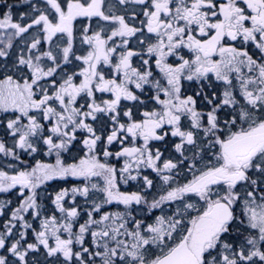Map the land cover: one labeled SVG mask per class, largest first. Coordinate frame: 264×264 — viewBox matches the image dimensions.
<instances>
[{"label":"snow or ice","instance_id":"obj_1","mask_svg":"<svg viewBox=\"0 0 264 264\" xmlns=\"http://www.w3.org/2000/svg\"><path fill=\"white\" fill-rule=\"evenodd\" d=\"M29 7L18 20L12 6L0 15V113L7 114L0 129L11 139H0V154L14 161L0 166V193H19L0 225V264H264V0H36ZM80 18L89 22L80 29L83 55L74 51ZM93 18L98 30L89 34ZM185 81L196 83L193 94L182 92ZM98 92L112 98L98 103ZM122 100L143 107L142 118L127 108L121 122ZM77 143L83 155L66 164L63 154ZM113 144L120 150L110 151ZM44 149L55 163L21 158ZM109 158H123L122 167ZM144 169L162 183L151 200ZM67 177L84 183L41 194ZM118 180H141L145 191L121 192ZM114 202L123 211L102 213ZM11 203L0 201V216ZM140 205L146 218L133 215Z\"/></svg>","mask_w":264,"mask_h":264},{"label":"rangeland","instance_id":"obj_2","mask_svg":"<svg viewBox=\"0 0 264 264\" xmlns=\"http://www.w3.org/2000/svg\"><path fill=\"white\" fill-rule=\"evenodd\" d=\"M36 0H17L16 2H14V7H15V15H14V19H19V15L21 13H29L31 11L30 7H29V3H35ZM107 2H114V0H107ZM42 6V4H41ZM13 11V9H12ZM88 20L87 18H80L78 19L76 22H75V27H76V31L74 32V36H75V39H74V51L76 52L77 55H83L86 53V51L88 50V45L85 44V43H82V36H83V33L80 31V29H82L83 27H86L88 26ZM96 23H97V19L96 18H93V21L91 22V29H90V32L89 34L91 33V30H98L96 29ZM102 26H103V22H101ZM33 31V30H30V32ZM29 39L31 38L30 36L28 37ZM42 46L46 49L48 47V45L46 43H43L42 41ZM130 46L131 47H134L137 51H140V46L137 44L136 40L133 39L132 41H130ZM144 58H147V57H144ZM140 57H134L133 58V61L135 60H139ZM74 64H80L79 61H74L73 62ZM67 70L69 72H71L73 69L71 66H68L67 67ZM76 71H79V68H76L75 69ZM102 70L104 71L105 75L106 76H110V66L108 65H104L102 66ZM153 73L154 75L156 76L157 79H161V82L163 83V80H162V74H160L159 76L156 75V72L153 70ZM111 94H108V93H96V100L97 102L99 103L101 100H105V99H111ZM83 99L80 100V103H83ZM7 116V114H2L0 113V120L2 119H5V117ZM7 118H11L10 116H8ZM3 136L5 137V133L3 132L2 129H0V139H3ZM6 143H8L9 145L11 144V139L10 138H6ZM39 147L41 148H44V146L41 144ZM82 149V147H81ZM78 150V149H75V148H72L69 152L67 153H64L63 154V159L65 161L66 164H70L72 163L70 160H72L73 158L77 157V156H82L83 155V151L82 150ZM21 158L25 161V164L27 165H34V163L36 161H43L45 163H55V155H47L46 154V149H44L43 151H39L37 153H34V154H31L29 155L28 153L26 152H21ZM32 160V161H31ZM7 163H14V161H11L10 158H4L2 156V154H0V166H3L4 164H7ZM160 185V192L162 193V183L161 181H158ZM55 185V184H54ZM43 188V186H42ZM41 188V189H42ZM57 188V187H56ZM54 188V192L51 193V194H55V192H57V189ZM40 189V190H41ZM43 191H41V194L43 195L44 194V190L45 189H42ZM83 197H77V201L78 203H80L81 201H83ZM11 201L12 203L8 205L7 209H6V212H5V215L4 216H0V225H2L7 217L10 215V212L11 210L17 206V204L19 203V193H18V190L16 189H13L12 192L10 193H0V201ZM41 203L43 204V206L45 208H47L50 211H52L54 209V206L52 205L51 203V198L48 197V196H45L44 199L41 200ZM124 209V206H120L119 204L115 205L112 207V209L110 211H107V212H117V211H123ZM140 213V211L138 212ZM47 214V213H45ZM155 214H159L158 211H156ZM150 214H146L144 212V217L146 218V216H148ZM28 219L31 220V217H27ZM81 218H84L86 219V216H82ZM99 218V217H98ZM33 224H34V227L35 226H38V223L39 221L36 220V221H32ZM149 222H151V219L149 218ZM90 237L87 238V242L90 241ZM41 259H43V253L41 252ZM49 264H51V261H49ZM97 264H99V262H97Z\"/></svg>","mask_w":264,"mask_h":264},{"label":"flooded vegetation","instance_id":"obj_3","mask_svg":"<svg viewBox=\"0 0 264 264\" xmlns=\"http://www.w3.org/2000/svg\"><path fill=\"white\" fill-rule=\"evenodd\" d=\"M16 1L17 0H0V15H3L4 13H6L8 11V7L9 6H12V9H13L12 13L15 15V7H14L15 4H14V2H16ZM231 43H234L236 46H239L238 42H231ZM250 51L256 52L258 50H256L254 47H251ZM181 54L184 55L185 58H190V54H189L187 49H184ZM169 62L175 64V63H178V60L175 57H170L169 58ZM133 65L139 67L141 65V57H140L139 60H136V61L134 60L133 61ZM152 70H154L156 72V75H158V76L161 74L159 72V69L155 68L154 61L152 62ZM216 87H219V85H216ZM195 88H197V85H196L195 82L190 83V82L185 81V82H183L182 92L184 91V89H187L188 90L187 94H193L192 90L195 89ZM135 91L137 92L138 95H140L139 90H135ZM149 95H151V93L146 91V93L141 96V99H144L147 102ZM134 103L135 102L125 101V100L121 101V106H120V109H121V122H126L127 121V118L123 117V115H122L123 110H126L127 108H132L134 119H141L142 118L140 116V113L143 112L145 109L143 107H141L140 105H138V104L135 105V107H134L133 106ZM148 107L152 108L153 105L149 102L148 103ZM105 119H107V118L105 117ZM96 126H97V124L94 123V127H96ZM84 135H86V133H82V132H78L77 133L78 139H82ZM6 138H8V137H6V135H5V137L3 136V139L6 140ZM174 139L175 138H172L170 136L166 138V140L169 143H171L172 140H174ZM136 143L140 144V143H142V141L138 139L136 141ZM150 146L162 149V145H161L160 142L153 141ZM81 147H83V146L81 144L77 143L74 148L80 150ZM109 150L113 151V152L118 151V150H120V145L119 144H113L112 146H110ZM169 151L171 152V149H169ZM167 155L168 154L166 153V156ZM172 155H175V153H172ZM79 157L80 156H77V157L73 158L70 161L72 163H74V162H76L78 160ZM41 162H43V161H41ZM108 162L113 164V165H115L117 168H120L123 165V158H121L119 160H117L115 158H109ZM142 175H147L150 179L153 180V188L150 189V190H147V194H148L149 200H151L152 197L157 196L158 194H162L160 192V185L161 184L158 183V181H160L159 177L151 169H144L143 172H142ZM97 181H98V178H94V182H97ZM99 182L102 183V180H99ZM83 183H84L83 178H80V177H67L66 179H57V180H54V181H50L47 184L43 185L42 189H46L48 193H53L54 192V188H56V187H57L56 188L57 191H59L61 188H71L72 186H79V185H82ZM118 183H119L121 192H125V193L142 192L143 193L145 191V189L143 187V182L141 180H137V181L129 180L127 184H124L123 181L118 180ZM42 189L40 191H43ZM76 203L78 205H84V199L80 203H78V202H76ZM115 205H117V203H115V202L113 204H110V205H105L102 208V213L110 211L112 209V207L115 206ZM119 205L123 206L122 204H119ZM65 206L66 207L70 206L68 201L65 202ZM134 207L136 208V211L133 213V215H135L137 217V219L145 218L144 217V212H145L144 209L146 208V206L140 205V206H134ZM139 211H140V213H138ZM98 217H99V214H97V218ZM83 220H84V218H81L80 222H83Z\"/></svg>","mask_w":264,"mask_h":264}]
</instances>
